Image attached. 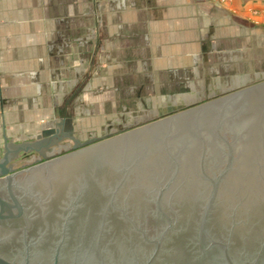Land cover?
Masks as SVG:
<instances>
[{
  "label": "water",
  "instance_id": "95a60500",
  "mask_svg": "<svg viewBox=\"0 0 264 264\" xmlns=\"http://www.w3.org/2000/svg\"><path fill=\"white\" fill-rule=\"evenodd\" d=\"M102 138L0 163V264H264V82Z\"/></svg>",
  "mask_w": 264,
  "mask_h": 264
},
{
  "label": "crops",
  "instance_id": "0c3cea01",
  "mask_svg": "<svg viewBox=\"0 0 264 264\" xmlns=\"http://www.w3.org/2000/svg\"><path fill=\"white\" fill-rule=\"evenodd\" d=\"M92 1L0 0V163L17 164L22 154L37 160L62 140L83 142L74 120L86 125L91 108L119 100L121 86L218 89L263 77L229 70L257 62L264 69V0H123L118 13L100 3L93 13ZM199 95L153 99L169 107ZM51 128L60 133L42 138Z\"/></svg>",
  "mask_w": 264,
  "mask_h": 264
},
{
  "label": "rangeland",
  "instance_id": "374dc122",
  "mask_svg": "<svg viewBox=\"0 0 264 264\" xmlns=\"http://www.w3.org/2000/svg\"><path fill=\"white\" fill-rule=\"evenodd\" d=\"M211 1L218 5H226L230 0ZM99 3L100 5L107 4L108 9H111L116 13L125 9V2L123 0H94L92 1V6L90 3H88L90 4L89 10L93 11L94 13L96 10V6L99 5ZM100 17L103 18L102 12L100 14ZM229 71L230 73L232 72L233 75L239 73H247L248 71L250 73H252V71H256L257 73H262L263 77L255 78L252 76L246 83L225 87L221 86L218 89L215 87H202L201 89H174L173 91L155 92L146 89L140 90L139 86L137 87V90L131 91L129 90V87L132 85L121 86L119 91V100H113V102H108V100H106L105 102H103L101 105H105L106 109L94 110V108H91L92 110L87 113V117H84V123H86V125H83V123L81 121H78L77 119L74 120L75 136L81 139L86 138L85 140H83V142H71L70 144L66 145L65 140H62L59 143V149L56 148L52 153H44V155L38 156V158L36 157L40 162H37V160L33 159L30 155L22 154L21 160L17 162V164L7 163L5 167L11 170V174L18 173L23 169L37 166V164L51 161L54 158L67 155V153L83 149L84 147L94 145L100 141H104L105 139L102 138L103 135H106L107 139H111L116 135H120L129 132L130 130L143 127L144 125L160 121V119L173 116L176 113L190 110L193 107L206 104V102L219 99L223 96L236 93L237 91L250 88L252 87V85L264 82V69L261 68L259 62L256 63L252 70L244 69V67L242 66L235 67L233 65L231 67V70ZM143 87L146 88V86ZM216 89L217 94L211 92L215 91ZM193 90L199 92L200 95L194 102L190 101V103H180V100L177 99V103H175V105L168 107L161 104V99H153L157 95H163L167 92H169L170 95L175 96L178 94H189ZM104 96L106 98H109L110 95L109 93H105ZM148 100L150 102L156 103L157 105H146V102ZM90 107H93V105H90ZM98 122H100V124ZM88 123H90L91 125H88ZM92 140L97 141L91 144L90 141Z\"/></svg>",
  "mask_w": 264,
  "mask_h": 264
},
{
  "label": "flooded vegetation",
  "instance_id": "af4514ba",
  "mask_svg": "<svg viewBox=\"0 0 264 264\" xmlns=\"http://www.w3.org/2000/svg\"><path fill=\"white\" fill-rule=\"evenodd\" d=\"M17 213H18V211H17ZM18 215H19V213H18ZM14 216V215H13ZM17 217V216H16ZM14 220H16V219H14Z\"/></svg>",
  "mask_w": 264,
  "mask_h": 264
}]
</instances>
